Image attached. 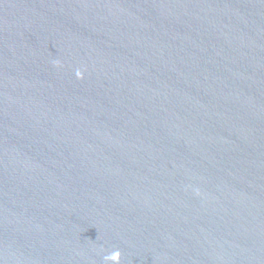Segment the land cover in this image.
<instances>
[{"label": "water", "instance_id": "1", "mask_svg": "<svg viewBox=\"0 0 264 264\" xmlns=\"http://www.w3.org/2000/svg\"><path fill=\"white\" fill-rule=\"evenodd\" d=\"M116 249L264 264V0H0V259Z\"/></svg>", "mask_w": 264, "mask_h": 264}, {"label": "clouds", "instance_id": "2", "mask_svg": "<svg viewBox=\"0 0 264 264\" xmlns=\"http://www.w3.org/2000/svg\"><path fill=\"white\" fill-rule=\"evenodd\" d=\"M52 63L56 67L62 66V61L60 59H54ZM85 71L86 69L78 67L75 69V76L78 79H83L85 75ZM187 190H190L192 194H194L195 196L203 195L202 189L196 184L187 185ZM120 258H121V251L119 249L113 250L110 253L103 256L104 264H120ZM0 264H4V260L0 259Z\"/></svg>", "mask_w": 264, "mask_h": 264}]
</instances>
